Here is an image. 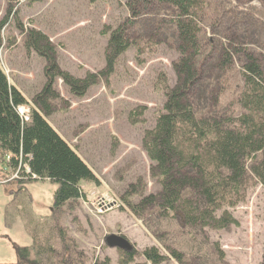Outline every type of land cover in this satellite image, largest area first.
I'll use <instances>...</instances> for the list:
<instances>
[{"label": "rangeland", "instance_id": "374dc122", "mask_svg": "<svg viewBox=\"0 0 264 264\" xmlns=\"http://www.w3.org/2000/svg\"><path fill=\"white\" fill-rule=\"evenodd\" d=\"M8 2L11 12L2 31L0 66L29 105L45 83L48 62L23 46L26 30L34 28L45 33L55 50L58 67L82 78L86 72H98L106 66L110 31L127 15L116 0H0V18ZM209 4L200 37L211 36L217 45L223 42L231 51L232 62L225 63L220 56L214 63L219 67L213 65L205 84L213 94H219L221 109L236 113L239 63L252 56L264 70V0H210ZM164 10L141 14L129 31L140 48L129 47L117 58L113 71L84 94H71L60 78L54 79L59 97L46 119L99 181L81 183L86 198L64 207L59 223L87 255L88 264L104 257L117 264L120 249L108 247L104 241L110 234L124 236L136 253L151 245L163 252L161 244H168L183 252L189 264H264V189L256 183L248 186L244 201L231 210L238 226L209 231L208 239L198 230L181 229L176 220L161 221L160 237L153 235L121 201L126 186L137 178L145 184V193L155 190L141 137L161 110L159 76L164 73L168 84L174 80V49L163 39L164 33L159 37L151 33L156 24H161L159 20L166 18L168 12ZM210 19L219 22L214 31ZM197 105L207 108L211 103L197 100ZM136 107H143L142 114L132 120L129 112ZM22 108L28 112V107ZM2 168L0 164V264H17V249L29 246L31 233L42 235L52 223L56 185L48 181L18 184L14 179L1 183ZM100 197L116 200L118 205L96 214L91 203ZM214 243L223 253L222 260L213 249ZM161 264L177 263L169 257Z\"/></svg>", "mask_w": 264, "mask_h": 264}, {"label": "trees", "instance_id": "16d2710c", "mask_svg": "<svg viewBox=\"0 0 264 264\" xmlns=\"http://www.w3.org/2000/svg\"><path fill=\"white\" fill-rule=\"evenodd\" d=\"M116 1L122 4L127 15L110 31L106 66L98 72H86L79 78L61 70L54 60L55 50L48 36L34 28L25 31L23 46L46 58L48 63L44 68L45 83L32 97L31 105L9 82L0 66L2 179L15 174L13 179L18 184L48 181L56 185L51 204L52 223L42 235L31 233L29 246L17 249L20 258L17 264L89 263L87 255L59 219L64 207L70 208L86 198L81 190L82 182L98 184L99 181L46 119L59 97L53 83L55 78H60L71 94L82 95L110 74L122 53L131 46L140 48L129 31L144 11L165 9L168 12L151 33L158 37L164 33L163 39L174 49L176 58L171 67L174 80L168 84L164 73L159 76L163 95L161 110L141 137L155 190L145 193V184L137 178L124 189L120 197L123 204L153 235L160 237L161 221L176 220L181 229L198 230L208 239L209 231L238 226L231 210L244 201L248 186L256 183L264 189V70L259 62L247 56L244 63H239L237 111L223 110L219 94L207 89L205 81L209 71L219 67V63L214 65L215 61L222 56L225 63H231L232 54L223 42L217 45L211 36L200 37L210 0ZM10 12L8 2L0 18V47ZM209 22L214 31L219 22L217 19ZM197 100H209L211 105L195 107ZM23 106L28 107L26 120L18 111ZM142 109L130 110V119H138ZM131 197L137 200L133 202ZM161 245L163 252L155 245L146 246L139 253L118 250L117 264H161L169 257L177 264H189L183 252L168 244ZM213 249L222 260L218 243H214ZM90 264L111 263L104 257Z\"/></svg>", "mask_w": 264, "mask_h": 264}, {"label": "built area", "instance_id": "2783aa9c", "mask_svg": "<svg viewBox=\"0 0 264 264\" xmlns=\"http://www.w3.org/2000/svg\"><path fill=\"white\" fill-rule=\"evenodd\" d=\"M18 111L25 120L28 118L27 110H25L22 107H19ZM13 177H15V174L13 175ZM106 198L100 197V198H97L93 203H91V204H93V210L96 214H102V213L106 212L109 208H112V207H115L116 205H118V202L116 200L115 201L114 200L109 201Z\"/></svg>", "mask_w": 264, "mask_h": 264}, {"label": "water", "instance_id": "95a60500", "mask_svg": "<svg viewBox=\"0 0 264 264\" xmlns=\"http://www.w3.org/2000/svg\"><path fill=\"white\" fill-rule=\"evenodd\" d=\"M104 241L108 247H114L125 251H130L131 249V244L122 235L110 234L105 236Z\"/></svg>", "mask_w": 264, "mask_h": 264}, {"label": "crops", "instance_id": "0c3cea01", "mask_svg": "<svg viewBox=\"0 0 264 264\" xmlns=\"http://www.w3.org/2000/svg\"><path fill=\"white\" fill-rule=\"evenodd\" d=\"M4 183H6V182H8V181H10V177L9 178H7V179H1Z\"/></svg>", "mask_w": 264, "mask_h": 264}]
</instances>
